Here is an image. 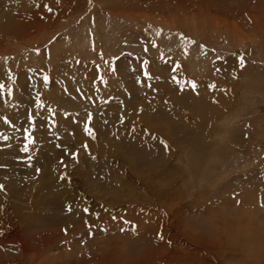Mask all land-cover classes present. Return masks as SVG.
Here are the masks:
<instances>
[{
  "label": "rangeland",
  "instance_id": "1",
  "mask_svg": "<svg viewBox=\"0 0 264 264\" xmlns=\"http://www.w3.org/2000/svg\"><path fill=\"white\" fill-rule=\"evenodd\" d=\"M0 264H264V0H0Z\"/></svg>",
  "mask_w": 264,
  "mask_h": 264
}]
</instances>
